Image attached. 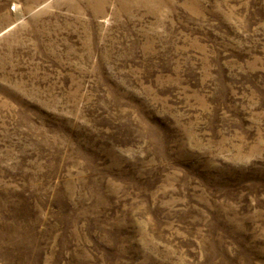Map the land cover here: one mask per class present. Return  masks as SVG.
I'll return each mask as SVG.
<instances>
[{
    "label": "rangeland",
    "instance_id": "374dc122",
    "mask_svg": "<svg viewBox=\"0 0 264 264\" xmlns=\"http://www.w3.org/2000/svg\"><path fill=\"white\" fill-rule=\"evenodd\" d=\"M0 264H264V0H0Z\"/></svg>",
    "mask_w": 264,
    "mask_h": 264
}]
</instances>
